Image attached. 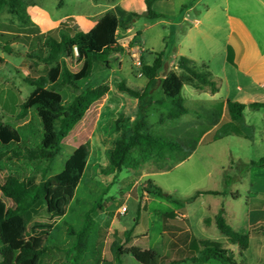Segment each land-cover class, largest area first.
Wrapping results in <instances>:
<instances>
[{
    "label": "rangeland",
    "instance_id": "374dc122",
    "mask_svg": "<svg viewBox=\"0 0 264 264\" xmlns=\"http://www.w3.org/2000/svg\"><path fill=\"white\" fill-rule=\"evenodd\" d=\"M23 1L27 4L32 21L36 23L42 33L54 30L66 21L71 27L86 32L106 13L115 12L114 8L120 11L119 0ZM195 1L174 0L173 3L176 7L179 4H192ZM207 1L209 3L216 2V0ZM130 6L137 13L142 12L141 0H133ZM217 16L219 17H217L216 23L222 27L220 31H215L213 28L208 30L205 26L206 35H187L190 23L178 25L176 23L178 19H176L169 24L164 23V18H161L160 21H164L163 23L154 24L157 19L133 14V17L137 18V21L132 23L135 35H127L131 24L125 23L122 19L118 38L125 52L111 55L110 69L99 63H94L91 77L79 82L76 89L69 85L61 86L60 93L65 106L72 103L76 94L87 88L107 85L110 92L102 101L91 107L89 114L63 140L62 152L46 174V178H49L61 172L72 153L82 144L90 142L87 170L80 184L70 192L73 201L67 207L66 215L55 226L51 238L46 244L47 250L41 264H73L72 248L76 237L69 234L70 229L80 230L85 214L97 202L102 206L93 215L100 227L101 262L86 259L82 264H109L111 262L116 264L112 245L114 242L124 244L123 233L135 225L139 203L143 206L141 211L143 215L138 232L149 230L152 237L149 243L154 244L153 242L160 238L162 231V221L158 218V213L169 212L175 208L190 210L192 219H194V233L201 234L195 218L205 209L206 202L209 203L214 197L205 194L202 200L196 204L185 202L186 199L195 196L199 191L238 186L242 191L255 188L264 193L263 169L254 167L250 168L251 170H245L244 164L240 163L236 164L233 169L227 165L225 171L222 170L221 164L226 162L229 150L237 152L239 156L241 155L249 161H259L264 158V144L248 151L242 147L243 140L240 138H231V140L221 142L213 147L201 146L190 158L170 171H160L159 166L163 163L153 160L146 163L139 171L124 170L118 175L105 173L116 142L123 135L130 136L134 124L140 118L146 122L148 132L179 141L199 140L209 127L214 126L221 119L223 105L197 103L195 97L199 93L192 87L185 86L183 97L190 112L179 120H171L169 115L173 112L174 105L164 96L161 88L166 76L173 72L181 73L178 64L182 57L210 59L214 58V54H216L213 66L216 68L220 65L226 31L224 29L225 18L222 14ZM139 31H142L144 35H136ZM20 32L18 22L6 10L1 11L0 125L11 126L22 137L21 146L14 144L3 146L0 143V184L3 186H13L15 181L21 182L31 176L36 177L38 181L45 177L44 173L47 169L49 170L48 162L29 161L18 155L23 154L24 148L38 149L44 145L50 146L52 143L48 136L53 120L47 112L31 111L26 117L21 115V104L34 91V88L28 85L24 79L32 71V60L28 55L36 49L37 45L31 41L17 39L18 36H21ZM3 35L6 36L2 37ZM5 39L11 42L13 49L11 54L3 49ZM210 48L213 52L209 51ZM159 57L162 61L161 67L157 71L155 81L148 84L149 80L144 75L143 68L144 66H154ZM61 59L73 72H78L83 66L84 59L78 48H71ZM197 66L201 67L202 65ZM34 70L32 73L39 76L46 73L47 67L40 64ZM120 83H124L127 87L140 93L146 91V96L140 102L127 92L120 91L118 88ZM199 91L209 92L208 88ZM194 109L205 111L201 121L195 119V115L192 113ZM210 110L214 111L216 116L209 114ZM260 113H264V110H261ZM260 113L257 114L256 124L262 130L264 129V120ZM207 116L209 119H206ZM261 135L262 131H260V137H262ZM209 171L212 172L213 178L207 176ZM226 177L230 178L229 181L222 180ZM148 181H152L162 189L165 197L171 195V200L153 196L152 200L148 202L147 198L150 197L147 192ZM52 197L59 198L60 206L64 208L63 191H53ZM5 202L8 206H12V201L9 199H5ZM147 202V208L144 209ZM245 203L246 200H243V204ZM124 206L128 209L125 215L122 214ZM47 216V211L43 210L35 220H42ZM263 241L253 243L252 250L244 259L245 264H264V255L262 258H258L257 254L259 252L264 254ZM130 244V242L127 243L128 246ZM121 264L140 263L133 257L127 256Z\"/></svg>",
    "mask_w": 264,
    "mask_h": 264
},
{
    "label": "trees",
    "instance_id": "16d2710c",
    "mask_svg": "<svg viewBox=\"0 0 264 264\" xmlns=\"http://www.w3.org/2000/svg\"><path fill=\"white\" fill-rule=\"evenodd\" d=\"M158 1L169 0H145L147 7L145 16L147 18H159L153 8ZM4 10L18 22L21 36H18L17 39L31 41L37 45L36 49L28 55L32 60L31 70L36 69L40 64L47 67L45 74L35 76L31 71L24 79L28 85L34 88V91L21 104V115L26 117L31 111L47 112L48 116L52 118L53 124L48 136L52 142L50 146L44 145L38 149L24 148L23 154L18 155L29 161L48 162L49 170L47 169L44 173L45 177L40 181L34 176L27 177L21 182L15 181L13 186L0 184V264H41L47 250L46 244L51 238L55 226L66 215V209L73 201L70 192L80 184L87 170L90 158V142L82 144L72 153L61 172L49 178H46V174L61 154L63 140L85 118L89 109L102 101L110 92L107 85L87 88L76 94L72 103L65 106L60 88L62 85H69L76 89L79 82L91 77L94 63H99L110 69L111 55L125 52L118 38L122 21L114 11H110L87 32L71 27L66 21L62 22L56 29L42 33L36 23L32 21L27 4L23 0H0V12ZM5 40L3 49L11 54L13 52L11 42ZM71 48H78L84 59L83 66L78 72L71 71L65 61L61 59ZM161 63V57H159L154 66H144L143 73L149 83L155 81ZM178 68L181 73H170L161 85L164 96L174 105V110L169 115V118L174 121L190 112L183 97L185 86L197 90L208 88L212 94L219 91L218 85L207 66L198 67L188 58L182 57L179 60ZM118 88L140 102L146 96V91L140 93L127 87L124 83H120ZM250 107L254 110L264 109V103H253ZM245 109V104L228 100L222 123L205 140V143L215 142L227 136L252 139L255 131L245 122ZM199 140L189 141L185 139L179 141L158 136L148 132L146 122L140 118L134 124L132 134L128 137L123 135L116 142L105 173L118 175L124 170L139 171L146 163L153 160L157 163H163L159 166L160 171H170L194 153ZM0 143L3 146L13 144L21 146L22 137L11 126L0 125ZM250 166H264V158L259 161H251L244 165V169L246 170ZM147 184V192L150 196L171 200V195L165 197L163 190L152 181H148ZM53 191H63L64 208H61L59 198L52 197ZM201 194L220 195L222 193L217 191L197 192L195 196L186 199L185 202L192 203ZM5 199L12 201V206H8ZM101 206L97 202L85 214L80 230L70 229L69 234L76 237L72 248L74 253L73 264H82L86 259L101 262L100 227L93 215ZM142 208V204L139 203L135 225L138 224ZM43 210L47 211L48 216L42 220H35ZM185 211L181 208L178 212L163 215L164 231L170 236H173L174 231L185 229L186 220L182 217L179 219V216H182ZM215 223L218 230L227 237L229 242L232 245H238L241 250L249 248L252 235L264 234V224L253 227L246 234L236 232L228 224L222 212L216 216ZM132 233L133 229L123 233L125 236L124 244L113 243L112 251L115 255V263L121 264V257L127 255L132 256L141 264H163L162 261L165 258L158 251L128 246L127 243L131 241ZM194 244L201 246L199 255L192 259L194 264H205L211 260L221 264H238L234 253L218 242L194 239Z\"/></svg>",
    "mask_w": 264,
    "mask_h": 264
},
{
    "label": "crops",
    "instance_id": "0c3cea01",
    "mask_svg": "<svg viewBox=\"0 0 264 264\" xmlns=\"http://www.w3.org/2000/svg\"><path fill=\"white\" fill-rule=\"evenodd\" d=\"M132 1L133 0H119L118 6L120 11L113 7L115 13L121 20L123 19L125 23L131 24L129 30H127V35H135L133 33L134 28L132 23L136 22L137 18H134L133 14H137L139 17L145 16L147 10L145 0H141L143 9L141 13H137L130 6ZM128 2H130V5ZM173 2L174 0L158 1L154 4L153 8L159 15V19H155L156 22L154 24L163 23L164 21H160L161 18H164V23L169 24L178 19L176 22L178 25L183 23L191 24L190 32L188 31L187 35H206L205 26L208 30L213 28L215 31H220L222 29V27L216 23V19L219 17L217 15L222 14L225 18L224 29L226 31V41L225 46H223L221 50L220 65L216 68L213 66L216 54H214V58H210L211 60L188 58L197 65L207 66L219 88L216 94H212L208 91L201 92L193 88L199 93V95L195 97V102L207 103L209 105H223L224 109L221 119L204 132L195 151L201 146L213 147L221 142L231 140V138L242 139V147L246 148L248 151L257 146H262L264 144V129H259L256 124V119L258 118L257 114L264 109L254 110L250 105L253 103H264V0H216L214 3H209L207 0H196L192 4H179L176 7ZM96 24L97 23L93 24L87 31L92 29ZM136 35L143 36L144 33L139 31ZM209 51L213 52L212 48H210ZM228 100L246 105L244 111L245 122L247 125L254 128V137L252 139H246L237 136H227L215 142L205 143V140L210 137L222 123L225 117L226 103ZM90 110L91 108L86 115L89 114ZM210 112L209 114L216 116L214 111L212 112L210 110ZM192 113L195 115V119H199V121H201L202 117L205 115V111L198 109L192 110ZM260 114L264 120V113ZM206 119H209V117L207 116ZM260 131H262V137H260ZM250 162L251 161L243 158L241 155L239 156L237 152L229 150L227 160L221 164V167L222 170L225 171L227 165L230 169H233L236 164L242 163L247 165ZM254 167L255 166H250L248 169ZM258 168L264 170V166ZM207 176L213 178L212 172L209 171ZM225 179L229 181L230 178H222L224 181ZM242 179L246 180L244 178ZM206 191H217L222 194L210 195L213 196L214 199L209 201V203L206 202L205 209L195 218L198 222L200 235L194 233V219H192L190 210H186L182 216H179V219L182 217L187 222L185 229L182 231H174L173 236H170L164 231L163 215L170 212H178L181 209L175 208L169 212L158 213L157 216L162 221V231L160 238L153 242L154 244H150L149 241L152 238L150 236V231L145 230V232H138V227L143 215V213H141L138 224L131 228L133 229V233L129 246H138L143 249H154L158 251L165 258V260L162 261L163 264L171 262L177 264H194L192 259L197 257L201 250V246L194 244V239L198 241L212 240L232 251L238 264H245L246 262L244 259L252 250L253 243L262 242L264 240V234L252 235L249 248L247 250H241L238 245H232L227 237L218 230L215 218L222 212L228 224L236 232L244 234L249 233L253 227L264 224V193L259 192L255 188L242 191L238 186H235V188L229 187L226 189H211ZM204 195L205 194H201L193 203L196 204L202 200ZM152 198L153 196L148 197V202H150ZM243 200H246L245 204H243ZM148 202L145 204L144 209L147 208ZM172 225L175 226L174 224ZM257 254L258 258H262V255H264L261 252ZM125 257H127V255L121 257V261L124 260ZM205 264L221 263L211 260Z\"/></svg>",
    "mask_w": 264,
    "mask_h": 264
},
{
    "label": "built area",
    "instance_id": "2783aa9c",
    "mask_svg": "<svg viewBox=\"0 0 264 264\" xmlns=\"http://www.w3.org/2000/svg\"><path fill=\"white\" fill-rule=\"evenodd\" d=\"M141 76H143V74H140ZM128 212V209L126 206L123 207L122 209V214L125 215Z\"/></svg>",
    "mask_w": 264,
    "mask_h": 264
},
{
    "label": "water",
    "instance_id": "95a60500",
    "mask_svg": "<svg viewBox=\"0 0 264 264\" xmlns=\"http://www.w3.org/2000/svg\"><path fill=\"white\" fill-rule=\"evenodd\" d=\"M167 196V195H166Z\"/></svg>",
    "mask_w": 264,
    "mask_h": 264
}]
</instances>
